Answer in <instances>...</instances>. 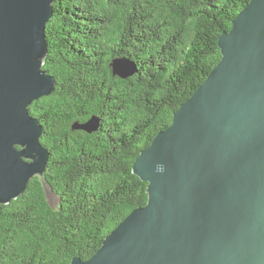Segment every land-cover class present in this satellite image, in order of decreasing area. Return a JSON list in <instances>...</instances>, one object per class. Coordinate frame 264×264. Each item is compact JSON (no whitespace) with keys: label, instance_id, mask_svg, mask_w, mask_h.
I'll return each mask as SVG.
<instances>
[{"label":"water","instance_id":"water-1","mask_svg":"<svg viewBox=\"0 0 264 264\" xmlns=\"http://www.w3.org/2000/svg\"><path fill=\"white\" fill-rule=\"evenodd\" d=\"M55 0H0V203L44 176L50 151L30 105L52 94L43 68ZM220 62L134 162L148 202L89 259L71 264H264V0H250L219 37ZM113 73L134 76L127 57ZM101 118L73 129L98 131Z\"/></svg>","mask_w":264,"mask_h":264},{"label":"trees","instance_id":"trees-1","mask_svg":"<svg viewBox=\"0 0 264 264\" xmlns=\"http://www.w3.org/2000/svg\"><path fill=\"white\" fill-rule=\"evenodd\" d=\"M250 0H55L44 69L55 91L30 105L50 151L41 176L0 203V264H71L148 202L140 152L222 58L219 37ZM138 72L121 78L111 61ZM101 118L97 132L73 129ZM59 145V146H58Z\"/></svg>","mask_w":264,"mask_h":264},{"label":"rangeland","instance_id":"rangeland-1","mask_svg":"<svg viewBox=\"0 0 264 264\" xmlns=\"http://www.w3.org/2000/svg\"><path fill=\"white\" fill-rule=\"evenodd\" d=\"M231 28H232V27H231ZM45 61H46V60H45ZM44 64H45V63H44ZM43 68H44V67H43ZM79 122H80V121H79ZM95 132H97V131H95ZM35 176H39V174H36ZM143 181H144V180H143ZM115 228H116V227H115ZM115 228H114V229H115Z\"/></svg>","mask_w":264,"mask_h":264},{"label":"bare ground","instance_id":"bare-ground-1","mask_svg":"<svg viewBox=\"0 0 264 264\" xmlns=\"http://www.w3.org/2000/svg\"><path fill=\"white\" fill-rule=\"evenodd\" d=\"M43 136V135H42ZM59 146V145H58Z\"/></svg>","mask_w":264,"mask_h":264}]
</instances>
